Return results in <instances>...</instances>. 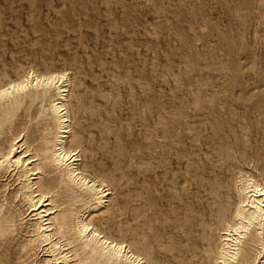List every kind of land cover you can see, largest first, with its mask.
I'll list each match as a JSON object with an SVG mask.
<instances>
[{"label": "rangeland", "instance_id": "obj_1", "mask_svg": "<svg viewBox=\"0 0 264 264\" xmlns=\"http://www.w3.org/2000/svg\"><path fill=\"white\" fill-rule=\"evenodd\" d=\"M31 67L81 86L84 161L114 174L115 236L176 264L207 220L218 249L220 182L264 179V0H0V68Z\"/></svg>", "mask_w": 264, "mask_h": 264}, {"label": "bare ground", "instance_id": "obj_2", "mask_svg": "<svg viewBox=\"0 0 264 264\" xmlns=\"http://www.w3.org/2000/svg\"><path fill=\"white\" fill-rule=\"evenodd\" d=\"M80 87L67 70L31 67L12 77L0 68V178H13L0 191V264H149L111 232L114 174H97L101 164L84 161L82 113L75 121ZM220 184L218 210L209 212L224 221L220 246L212 249L211 221H194L176 264H264V179L241 171ZM229 185L238 202L228 212L222 194Z\"/></svg>", "mask_w": 264, "mask_h": 264}]
</instances>
